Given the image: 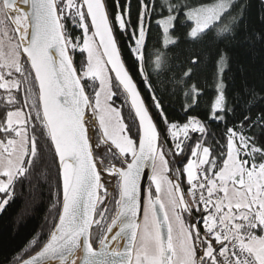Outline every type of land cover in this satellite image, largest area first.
<instances>
[{
	"label": "snow or ice",
	"instance_id": "obj_1",
	"mask_svg": "<svg viewBox=\"0 0 264 264\" xmlns=\"http://www.w3.org/2000/svg\"><path fill=\"white\" fill-rule=\"evenodd\" d=\"M232 3L136 0L133 12L132 0H0V89L12 106L23 90L30 109L0 116V211L19 178L50 184L49 154L58 161L50 228L10 264H264V147L244 126L261 125L264 115L245 116L239 130L227 127L224 144L193 141L189 129L206 127L196 117L169 121L157 94L164 91V53L147 49L146 22L154 15L167 47L176 43L170 29L181 13L188 36L203 39ZM224 61L221 55L218 76ZM191 72L173 77L174 89ZM216 88L210 119L220 122L221 79ZM190 94L195 103V85ZM110 190L118 194L114 208L106 203Z\"/></svg>",
	"mask_w": 264,
	"mask_h": 264
},
{
	"label": "trees",
	"instance_id": "obj_2",
	"mask_svg": "<svg viewBox=\"0 0 264 264\" xmlns=\"http://www.w3.org/2000/svg\"><path fill=\"white\" fill-rule=\"evenodd\" d=\"M187 2L199 5L212 3L213 0ZM132 5L135 12L136 0H132ZM164 15L166 16L167 12H164ZM158 18L154 15L146 22L147 49L149 52L158 49L164 53L166 69L159 77L161 83L158 86L164 91H158L157 94L163 96L162 103L170 122L183 125L188 122L189 117H196L205 125L206 133L189 130L188 135L193 141L203 137L206 146H215L217 141L220 144L225 143L223 134L227 127L239 130L245 116L254 121L258 116L264 115V0L235 1L222 21L203 39L192 40L188 36L189 27L184 25V15L181 13L174 21V28L170 29V35L176 39V43L167 47L163 44L162 29L157 24ZM224 27L230 28V32L217 37V31ZM221 55L225 57V61L223 72L218 76L217 61ZM84 56L86 57V53ZM125 56L129 61L133 59L127 51ZM193 57L197 60L196 64L192 63ZM155 59V56L151 57L149 72L155 67ZM189 68L192 69L190 79L185 78L186 84L174 89L173 77H182ZM152 79L155 81L157 78L153 76ZM218 79L223 81L226 100L223 113H217L225 116V121L220 122L210 119L212 104L218 94ZM192 85L198 89L195 103L193 94H190ZM140 88L146 102L151 103L144 86L140 85ZM12 92L16 94V90ZM19 96L20 105H7V94L5 90L0 89V99L4 101L0 102V116L6 115V110H15L16 107H20L25 113L26 108L30 110L23 104V90ZM32 99L35 97H30V101ZM188 105L191 107L186 110ZM122 115L125 122H129L131 117L128 105L123 106ZM244 126L245 134L252 136L257 146L264 147V123L250 130L247 128V122ZM29 133L31 134V128ZM178 137L182 139L183 132L178 133ZM169 147H172L171 142ZM47 163L50 165V184L34 178L31 183L30 179L19 178L15 183L12 198L0 214V264H10L11 258L24 249L33 237L47 233L50 228L49 212L56 202L58 161L53 162L49 154ZM113 196L118 198V194L110 190L106 201L110 208H114Z\"/></svg>",
	"mask_w": 264,
	"mask_h": 264
},
{
	"label": "rangeland",
	"instance_id": "obj_3",
	"mask_svg": "<svg viewBox=\"0 0 264 264\" xmlns=\"http://www.w3.org/2000/svg\"><path fill=\"white\" fill-rule=\"evenodd\" d=\"M235 1H237V0H233V3L235 2ZM232 3V4H233ZM4 90V89H3ZM13 90H15V89H13ZM225 102H226V100H225ZM24 112V111H23ZM97 127H98V124H97ZM189 130H191V129H189ZM155 192V188H154V186H153V193ZM4 196H5V194H3V193H0V200H2L3 198H4ZM160 196H161V198H162V200L164 199V196H165V194L163 193V192H161L160 193ZM189 199H190V197H188ZM6 207V206H5ZM4 207V208H5ZM4 210V209H3ZM2 210V211H3ZM2 211H0V214L2 213ZM258 234H261V233H258Z\"/></svg>",
	"mask_w": 264,
	"mask_h": 264
},
{
	"label": "water",
	"instance_id": "obj_4",
	"mask_svg": "<svg viewBox=\"0 0 264 264\" xmlns=\"http://www.w3.org/2000/svg\"><path fill=\"white\" fill-rule=\"evenodd\" d=\"M26 108V107H25ZM26 112L28 113L29 111H28V109L26 108ZM133 112H134V110H133ZM150 170L149 169H145V172H149ZM148 183V181H147V179H142V187L144 186V185H146ZM98 247V246H97ZM79 252V251H78ZM78 252L76 253V255L78 254ZM83 255V253H81V256Z\"/></svg>",
	"mask_w": 264,
	"mask_h": 264
},
{
	"label": "bare ground",
	"instance_id": "obj_5",
	"mask_svg": "<svg viewBox=\"0 0 264 264\" xmlns=\"http://www.w3.org/2000/svg\"><path fill=\"white\" fill-rule=\"evenodd\" d=\"M21 6H22L24 9H26V10H27L28 7H29L28 5H23V4H22ZM81 253H82V252H78L77 257H81Z\"/></svg>",
	"mask_w": 264,
	"mask_h": 264
},
{
	"label": "flooded vegetation",
	"instance_id": "obj_6",
	"mask_svg": "<svg viewBox=\"0 0 264 264\" xmlns=\"http://www.w3.org/2000/svg\"><path fill=\"white\" fill-rule=\"evenodd\" d=\"M98 246V245H97Z\"/></svg>",
	"mask_w": 264,
	"mask_h": 264
}]
</instances>
